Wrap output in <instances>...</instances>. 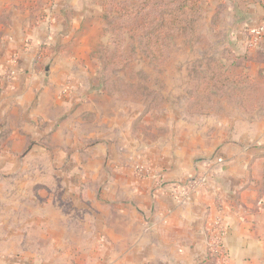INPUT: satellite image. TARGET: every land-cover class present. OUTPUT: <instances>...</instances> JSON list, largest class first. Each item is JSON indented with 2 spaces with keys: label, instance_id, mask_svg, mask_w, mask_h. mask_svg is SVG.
I'll return each mask as SVG.
<instances>
[{
  "label": "crops",
  "instance_id": "0c3cea01",
  "mask_svg": "<svg viewBox=\"0 0 264 264\" xmlns=\"http://www.w3.org/2000/svg\"><path fill=\"white\" fill-rule=\"evenodd\" d=\"M41 1L0 0V72L15 70L11 83L0 81L1 159L19 160L33 123L44 128V137L64 110L77 107L69 92L75 85L64 77L78 57L72 48L84 19L79 0ZM235 3L227 5L220 25L228 42L218 46L236 55L239 72L263 83L264 42L249 49L246 32L264 22V0ZM38 7L43 20L36 18ZM169 118L167 134L150 139L136 133L118 156L111 143L104 146L103 156H94L108 159L103 170L87 156L85 171H93V179L84 185L61 183L53 194L45 177L38 184L19 178L9 193L0 184L6 196L0 199L6 205L0 209V264H222L210 255L217 219L227 230L225 264H264V103L247 112L232 105L226 116ZM14 122L15 131L7 130ZM62 129L51 141L71 146ZM73 151L57 149L51 157H77ZM219 157L223 163L212 171ZM132 164L161 174L163 186L139 178ZM203 175L209 183L191 202L177 199L179 184Z\"/></svg>",
  "mask_w": 264,
  "mask_h": 264
},
{
  "label": "rangeland",
  "instance_id": "374dc122",
  "mask_svg": "<svg viewBox=\"0 0 264 264\" xmlns=\"http://www.w3.org/2000/svg\"><path fill=\"white\" fill-rule=\"evenodd\" d=\"M176 1L180 0H79V20L82 16L84 19L77 31L78 45L72 48L78 57L72 72L64 77V82L75 85L69 92H74L77 107H72L71 113L70 109L64 110L65 115L44 137L40 135L44 128L33 123L30 132H24L30 141L19 160L0 158V168H28L21 175L0 169V184H5L8 193L19 178L38 184L45 177L53 194V186L61 183L84 185L93 179V171L89 175L85 171L87 156L103 170L108 159L103 163V157L94 156H103L104 146L111 143L118 156L122 145L136 133L150 139L164 136L169 127L164 121L169 122L170 116H226L232 105L247 112L239 99L233 98L232 84L227 82V76L241 75L237 68L240 65L232 63L236 55L218 46L228 42L220 29L222 15L228 4L236 2L234 6H238L239 0H199L198 12L191 18L182 17L183 32L174 30L163 36L156 33L153 43L160 41L162 48L150 51L146 47L147 28H154L160 12L168 6L174 8ZM39 9L41 14L36 18L43 20L44 11ZM212 73L223 76V83L219 78L204 79ZM218 85L223 88L220 90ZM15 123L7 130L15 131ZM61 126L71 146L62 145L63 139H59L58 146L51 141ZM57 149L68 153L78 150L79 155L55 159L51 155ZM56 166L60 171L53 170ZM61 167L66 171L61 172ZM103 178L104 174L98 176V181ZM1 197L6 198L2 191ZM5 206L0 204V209Z\"/></svg>",
  "mask_w": 264,
  "mask_h": 264
},
{
  "label": "trees",
  "instance_id": "16d2710c",
  "mask_svg": "<svg viewBox=\"0 0 264 264\" xmlns=\"http://www.w3.org/2000/svg\"><path fill=\"white\" fill-rule=\"evenodd\" d=\"M199 0H180L175 2L174 8L168 6L164 8L159 16L156 18L154 28H147L145 33L146 47L152 51L154 47L162 48L161 42H157V45L153 43V37L155 34L160 33V36L166 35L171 31L178 30L183 32L182 17L188 16L191 18L198 12ZM143 12L139 13L140 15ZM157 31L155 32V30ZM216 80L219 77L212 73L210 77L205 76V80ZM228 81L232 85L233 98L239 99V104L246 109V111H253L257 107L262 106L264 103V82L260 83L253 79L247 73H241L237 75L227 76ZM245 80V86H242V81ZM223 83V76L219 78V83ZM221 90L223 86H219Z\"/></svg>",
  "mask_w": 264,
  "mask_h": 264
},
{
  "label": "built area",
  "instance_id": "2783aa9c",
  "mask_svg": "<svg viewBox=\"0 0 264 264\" xmlns=\"http://www.w3.org/2000/svg\"><path fill=\"white\" fill-rule=\"evenodd\" d=\"M262 42H264V22H260L248 27L246 32V46L249 49L257 48ZM15 76V71L10 70L4 74L0 72V81H7ZM223 163L222 158H216L212 163V171L215 170L220 164ZM135 174L142 179L153 178L157 186H163L164 178L161 174H156L153 170L145 164H137L134 166ZM209 175L198 176L196 178L189 179L176 187L177 199L184 203L191 202L193 196L200 190V188L206 186L209 183ZM212 230L210 232V255L216 258L220 263L225 264L228 261L229 254L224 246V237L227 234V230L223 225L221 219H217L212 223Z\"/></svg>",
  "mask_w": 264,
  "mask_h": 264
}]
</instances>
